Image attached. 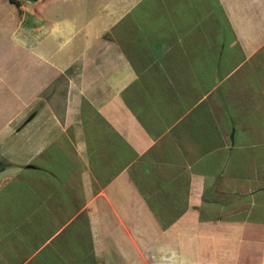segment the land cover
Wrapping results in <instances>:
<instances>
[{
    "label": "crops",
    "instance_id": "0c3cea01",
    "mask_svg": "<svg viewBox=\"0 0 264 264\" xmlns=\"http://www.w3.org/2000/svg\"><path fill=\"white\" fill-rule=\"evenodd\" d=\"M249 5L0 0V264H264Z\"/></svg>",
    "mask_w": 264,
    "mask_h": 264
},
{
    "label": "rangeland",
    "instance_id": "374dc122",
    "mask_svg": "<svg viewBox=\"0 0 264 264\" xmlns=\"http://www.w3.org/2000/svg\"><path fill=\"white\" fill-rule=\"evenodd\" d=\"M241 7L242 6L238 7V11L240 13L239 15H241L242 11H243V9H241ZM262 8H263L262 6H255V5L245 6V10H244V15L243 16L244 17H256V18L260 19V17H262L264 15V13L262 11ZM220 12H221V9H220ZM248 21L251 22L250 20H246V22L245 21H238L236 23H238L239 26H243L244 24L249 23ZM226 24H228V21H220L219 22V38L218 39H219V44L220 45L221 44L227 45V44H233L234 43L233 42V37L230 36L229 31L227 29H225ZM258 36H260V37L257 38L255 41L251 42L250 46L254 47L255 45H257V46L261 45V40H263L264 37L261 36V34L258 35ZM231 37H232V39H231ZM262 47H264V43L262 44V46L259 47L260 49H258L255 52V54L250 57V61L251 62H252V60H253L255 55H259L260 52L262 53L264 51L263 49H261ZM244 66L245 67H243V69L246 70L247 69V67H246L247 64L244 65ZM261 88H262V93L264 94V86H261ZM258 122L264 128V103H262L261 107H260V119L258 120ZM260 136L264 137V130L262 131V133H260ZM254 141H256V142H254V143H256L255 145L260 146V148L262 147L261 141H259L258 139H255ZM262 141H264V140H262Z\"/></svg>",
    "mask_w": 264,
    "mask_h": 264
},
{
    "label": "trees",
    "instance_id": "16d2710c",
    "mask_svg": "<svg viewBox=\"0 0 264 264\" xmlns=\"http://www.w3.org/2000/svg\"><path fill=\"white\" fill-rule=\"evenodd\" d=\"M16 3V2H15ZM17 4V3H16Z\"/></svg>",
    "mask_w": 264,
    "mask_h": 264
}]
</instances>
